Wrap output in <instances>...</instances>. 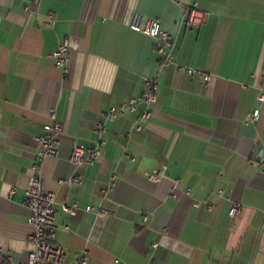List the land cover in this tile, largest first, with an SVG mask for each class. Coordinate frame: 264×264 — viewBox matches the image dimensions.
I'll use <instances>...</instances> for the list:
<instances>
[{
  "label": "crops",
  "instance_id": "obj_1",
  "mask_svg": "<svg viewBox=\"0 0 264 264\" xmlns=\"http://www.w3.org/2000/svg\"><path fill=\"white\" fill-rule=\"evenodd\" d=\"M191 1L0 0L1 253L18 262L32 249L24 189L53 109L58 154L40 173L67 262L87 248V264H264V0H197L204 20L196 26L186 23ZM135 13L174 39L172 63L130 28ZM63 39L65 71L53 56ZM148 78L157 92L143 128L135 129L142 105L105 119L100 158L75 166L72 144L91 145L96 120L139 96ZM158 170V181L146 176ZM71 175L82 182L69 184Z\"/></svg>",
  "mask_w": 264,
  "mask_h": 264
},
{
  "label": "built area",
  "instance_id": "obj_2",
  "mask_svg": "<svg viewBox=\"0 0 264 264\" xmlns=\"http://www.w3.org/2000/svg\"><path fill=\"white\" fill-rule=\"evenodd\" d=\"M49 23L53 22V15H48ZM204 20V14L197 9V0H192L188 5V13L186 23L191 26L200 25ZM130 28L149 35L154 39V50L159 53L161 62L170 64L173 62L172 48L174 39L164 30L159 21L155 18H144L142 15L135 13L130 22ZM55 65L66 70L67 61L69 58V43L67 39L61 40L55 51L53 52ZM177 69L187 75H199L203 81L207 83L210 80V75L198 68L177 64ZM157 84L155 78H148L144 81L142 92L139 96L129 97L126 101L118 106L109 107L103 113V119H98L95 122L96 137L92 144L84 146L74 142L71 146L69 160L75 165H89L96 162L101 154L103 144V132L105 131V119L123 117L127 112L133 113L137 111L139 105L142 109L138 112L135 118V129L141 130L144 124L152 115L151 105L156 101ZM257 101H264V93H260ZM260 109L254 106L251 111V120L254 121L259 116ZM50 122L42 125V133L36 136V140L40 148L35 154L34 161L29 167V176L27 185L24 189V204L28 207L30 213L27 222L32 226L30 241L32 249L27 252L24 259L14 262L12 256L0 252V264H87L89 260V251L87 248L81 249L76 258L72 262H67L65 250L62 245L55 241L56 231L58 228L55 222L56 210L54 208V194L46 190L41 178L40 168L43 159L46 157H56L58 154V136L61 132V125L55 121L54 110L49 113ZM260 148L262 154L259 161V169L264 171V136L261 139ZM146 176L153 181H158L163 176V170H158L153 173H146ZM69 184H80L82 178L78 175H71L65 179ZM59 181H63L60 179ZM113 185V180L110 179L107 186L102 189L105 194L107 189ZM14 191V188H11ZM220 194L221 191L219 190ZM76 205H62L63 210L73 212ZM85 210H92L91 205H87ZM239 210L238 205H232L228 209L229 215H234ZM104 210L98 211L102 215ZM146 217L143 216V220ZM67 229V225L62 226ZM116 262H118L116 260ZM122 264V263H119Z\"/></svg>",
  "mask_w": 264,
  "mask_h": 264
},
{
  "label": "water",
  "instance_id": "obj_3",
  "mask_svg": "<svg viewBox=\"0 0 264 264\" xmlns=\"http://www.w3.org/2000/svg\"><path fill=\"white\" fill-rule=\"evenodd\" d=\"M261 154H262V150H261V148L259 147V155L261 156Z\"/></svg>",
  "mask_w": 264,
  "mask_h": 264
}]
</instances>
